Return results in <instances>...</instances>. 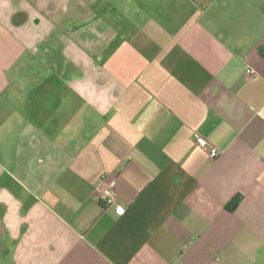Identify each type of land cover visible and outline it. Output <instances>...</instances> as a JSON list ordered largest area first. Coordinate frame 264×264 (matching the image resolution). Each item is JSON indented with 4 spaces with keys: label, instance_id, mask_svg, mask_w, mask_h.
Masks as SVG:
<instances>
[{
    "label": "crops",
    "instance_id": "crops-1",
    "mask_svg": "<svg viewBox=\"0 0 264 264\" xmlns=\"http://www.w3.org/2000/svg\"><path fill=\"white\" fill-rule=\"evenodd\" d=\"M0 264H264V0H0Z\"/></svg>",
    "mask_w": 264,
    "mask_h": 264
},
{
    "label": "built area",
    "instance_id": "built-area-1",
    "mask_svg": "<svg viewBox=\"0 0 264 264\" xmlns=\"http://www.w3.org/2000/svg\"><path fill=\"white\" fill-rule=\"evenodd\" d=\"M250 73H255V71L253 69H250ZM196 137V141L197 143L202 146V147H208L209 146V142L208 140L203 137L202 135L196 133L195 134ZM210 155L212 157L217 156L218 154V150L216 147H210L209 149ZM99 200L101 203L108 205V204H114L117 202V194L115 191V182H110L109 184H107L101 191L100 196H99ZM118 211L120 213H124L125 209L121 206L117 207Z\"/></svg>",
    "mask_w": 264,
    "mask_h": 264
},
{
    "label": "trees",
    "instance_id": "trees-1",
    "mask_svg": "<svg viewBox=\"0 0 264 264\" xmlns=\"http://www.w3.org/2000/svg\"><path fill=\"white\" fill-rule=\"evenodd\" d=\"M235 203H237V199H235Z\"/></svg>",
    "mask_w": 264,
    "mask_h": 264
}]
</instances>
